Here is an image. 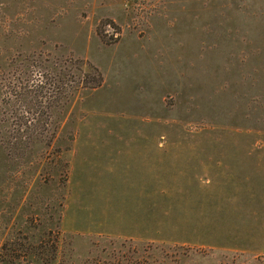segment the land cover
I'll return each instance as SVG.
<instances>
[{
  "label": "rangeland",
  "instance_id": "1",
  "mask_svg": "<svg viewBox=\"0 0 264 264\" xmlns=\"http://www.w3.org/2000/svg\"><path fill=\"white\" fill-rule=\"evenodd\" d=\"M0 264H264V0H0Z\"/></svg>",
  "mask_w": 264,
  "mask_h": 264
},
{
  "label": "trees",
  "instance_id": "2",
  "mask_svg": "<svg viewBox=\"0 0 264 264\" xmlns=\"http://www.w3.org/2000/svg\"><path fill=\"white\" fill-rule=\"evenodd\" d=\"M103 83V77L102 74L99 72V70L93 66H88V69L83 73V76L81 78V84L84 88L89 89H97L99 88ZM69 87L66 84V87L63 86L60 87V91L62 94H65L69 92Z\"/></svg>",
  "mask_w": 264,
  "mask_h": 264
}]
</instances>
